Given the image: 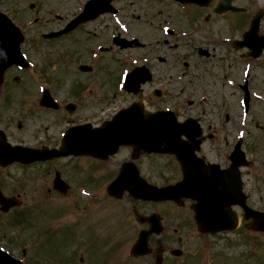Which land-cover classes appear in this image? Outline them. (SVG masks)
Returning <instances> with one entry per match:
<instances>
[{"label": "rangeland", "instance_id": "1", "mask_svg": "<svg viewBox=\"0 0 264 264\" xmlns=\"http://www.w3.org/2000/svg\"><path fill=\"white\" fill-rule=\"evenodd\" d=\"M21 1L27 2L16 7V0H2L12 7V11L18 17L26 19L34 15L40 17L41 21L33 26V29H36L43 27L41 26L44 24L43 19L47 21L48 17L54 18L50 22V27L56 24L61 26L81 8L85 0H62V5L61 0ZM49 1H54V7L51 8L54 9V14L39 11L43 6L47 8ZM247 1L254 2L252 10L264 6V0H242L241 3ZM33 2H35V6ZM42 2L47 3L43 4ZM131 9L136 13H141L144 21L148 24L147 32L142 38V41L148 44L147 47L119 50L118 47L113 46L109 52L99 51V45L112 46L110 39L112 32L107 42L105 38H98L100 33H106L108 26L109 28H118V25L109 17H103L99 22L84 27L88 34L80 35L77 44L79 59H73V62L62 66L66 71L59 69L51 73L50 70L52 63L58 62L56 59H51V55L53 57L57 53H61L62 48H65L63 42L60 41L51 45L40 42V45L43 44L40 50L37 47L32 49L27 43L25 47L29 50L27 55L33 64L31 66L35 64L38 69L40 65H46V72L50 73L51 77L60 78L62 86L57 91L59 101L71 100L73 90L78 86L77 91H79L81 85L82 87L83 84L86 85L83 98L80 101L81 109L77 114L79 119L90 120L94 124L101 123L121 107L141 97L146 104V111L173 108L181 119L186 116H202L205 120L207 133L214 132L216 134L213 139H207L205 148H211L215 138L223 139V141L226 139L229 148H231L234 140L243 136L247 143L245 146L255 149L257 153L260 152L263 157L260 155L258 157L262 161L264 159V141L260 132L264 131V53L260 58L252 59L229 43L226 39L227 36L233 39L240 37L242 33L241 28L238 29L230 17L214 24L212 22L213 33L217 34L218 29L220 30V34L216 37L213 36L215 34L210 36L208 25L203 24V17L198 18L201 22L196 23L197 29L186 25L182 16L174 14V11L180 13V9L169 0H137ZM170 9L172 14L168 16L167 12ZM160 11L168 21L167 25L171 29H175L177 37H166L167 33L164 32L166 25L160 23L162 20ZM34 21L33 18L32 22ZM245 29L244 27L243 31ZM38 32L41 31L38 29L35 33ZM260 32L264 33V22ZM180 33L184 34L180 35ZM36 37L38 40L40 39L39 35ZM71 41L72 39L68 40V43L70 44ZM199 48L204 51L202 53L209 52L210 55L203 56L201 53L200 55ZM242 50L245 51V49ZM81 62L85 64L82 66L91 68L81 71L83 73L79 72ZM144 63L154 70L153 82L144 86L140 96L126 93L121 86L125 73L132 67ZM36 73L39 78L31 80L27 72L25 74L11 70L7 75L8 80L16 79L18 86V93L10 95L11 99H21L23 103H26L25 106L29 105L32 109L34 105L36 107L40 91L44 87L42 85L45 84L42 75L34 69V75ZM248 73L251 76L252 102L250 112L246 115L241 100L243 93L239 84L244 82ZM225 76H227V83L224 80ZM106 78L110 81L107 85L94 86L98 79ZM9 86L10 88L14 87L13 83ZM157 87H162L165 90V95L161 98L154 97L152 94L154 88ZM15 89L17 91L16 87ZM192 101L193 104H190ZM0 104L3 102L0 101ZM18 109H20L19 105L12 104V110L4 116L5 120L13 122L17 117L15 113ZM46 118V115L39 117L37 122L42 123ZM258 119L263 121L258 122ZM225 123L227 124L226 136H221V125ZM236 125H238V132ZM257 125H260L263 131H260ZM9 126L10 131L13 132L16 123H10ZM35 129L38 130V126H35ZM125 156H127V150H123L112 162L117 163ZM77 162L75 157H71L69 161L54 159L52 164L12 165L0 170L3 174L0 187L4 193L20 196L21 200V205L15 210L13 209V212L4 214L0 211V243L3 242L2 245L8 247L12 255L27 260L28 264L34 261L38 264H54L50 261L57 259L58 262L55 264H58L67 260H62L61 256L71 257V253H73L76 264H82L79 260L80 247L76 246L80 244L84 249V264H156L155 255L145 258H130L132 241L137 231L142 228L134 217V209H138L143 214H149L150 210L156 209L163 216L166 228L160 235L153 236L155 239L152 240V246L154 252L158 246L165 247V256L168 258L165 260L166 264H211L212 262H215L214 264H264V232H256L247 228L248 221L244 220L242 216L244 211L240 207H235L241 220L239 228L216 234H202L199 233L195 225L193 209L188 200L181 204L173 201L140 202L129 195L115 200L101 191L96 194L99 201L94 203L95 205L92 204V201L87 200L85 195L84 200L77 201L75 196H63L52 186L56 170L65 169L62 173L63 177L69 176L76 179L75 166ZM156 164L164 166L161 170L169 172L171 178L175 176L174 161L170 155L164 154L157 159L148 157L147 166H157ZM254 169L258 170V173ZM243 173L244 191L249 196L248 205L264 211V167L252 166L243 170ZM168 180L169 178H167ZM150 182L162 185L165 183V179L156 176ZM107 184L108 182L102 186L105 188ZM76 203L90 209V212L84 213L83 224L77 222L78 207L75 209ZM31 207L34 209L30 217L37 216L35 219L26 220L20 226L19 223L11 226L13 218L19 215H14V212ZM81 207L80 209H82ZM35 220L39 222L38 225L34 224ZM9 223L10 226H8ZM66 226L71 228L61 229ZM53 227L57 232L52 234L51 240H48ZM35 231L37 232L33 236ZM20 235L22 238H19ZM38 239L39 243L36 245H42L39 250H35L39 254H35V256V251H31L30 243L32 240L35 242ZM59 247L62 254L58 252ZM177 247L184 251V255L172 258L169 252L170 248ZM195 253L196 255H194Z\"/></svg>", "mask_w": 264, "mask_h": 264}, {"label": "water", "instance_id": "2", "mask_svg": "<svg viewBox=\"0 0 264 264\" xmlns=\"http://www.w3.org/2000/svg\"><path fill=\"white\" fill-rule=\"evenodd\" d=\"M109 0H90L85 10L76 18L69 27L59 33L49 34L60 35L69 31L77 23L97 16L103 12ZM194 1L201 0H180ZM232 0H220L217 4L216 11L224 12L227 9L238 10L231 5ZM264 15V9L254 19L249 31L244 35V42L253 49V55L256 57L264 48V36L258 35L261 17ZM15 33V42L13 38L8 37L5 33ZM19 29L0 12V42H11L14 50L11 54L0 53V83L3 80L5 69L13 63H23L22 56L19 52V44L22 37ZM139 44L137 40L127 41L122 44L123 47L130 46L132 43ZM7 48V46H6ZM1 49V47H0ZM152 79L151 73L146 66L135 68L127 76L124 88L129 92L138 93L142 83ZM249 98L247 95L246 102ZM43 103L49 102V95L45 92L42 99ZM182 134H186L193 139L199 134L194 132V123L188 120L184 123H177L176 117L170 111L158 112L147 118L144 117L142 104L133 103L130 107L121 110L111 121L104 123L102 127L90 129V127H80L72 134L70 133L66 142L60 150L47 152L41 150H20L18 148L0 147V162L9 163L14 160L33 161L43 160L50 157L66 156L70 154H93L97 157H107L114 153L121 144H134L137 150L145 149L147 151H161L185 154L187 151L193 152L196 144L191 146L185 145L179 140ZM185 171L184 179L170 186L156 187L143 183L124 184L122 181L128 175L127 171L113 181L108 191L112 195L121 196L127 189L135 197L144 199L164 200L178 199L180 197H190L196 200L193 205L195 218L201 232L212 231L213 233L223 230H233L238 225V215L232 210V205L240 204L245 210V219L252 218L253 221L249 226L255 230L264 231V213L249 208L246 204V196L242 193L241 180L238 176L234 177L232 173H227L225 179L224 173L215 171L204 166L197 161H185L182 159ZM55 185L61 190H65V185L59 175L55 180ZM18 202L12 198L5 197L0 190L1 209L7 211L10 207L15 206ZM140 222L148 221L151 225L148 230H141L139 237L132 248V254L135 256L145 255L150 252L148 248V239L151 233H161L160 216L151 214L149 216L137 215ZM178 251L177 253H179ZM161 262V256L158 257ZM0 264H23L21 261L11 257L0 249Z\"/></svg>", "mask_w": 264, "mask_h": 264}, {"label": "flooded vegetation", "instance_id": "3", "mask_svg": "<svg viewBox=\"0 0 264 264\" xmlns=\"http://www.w3.org/2000/svg\"><path fill=\"white\" fill-rule=\"evenodd\" d=\"M135 1H137V0H116L113 2V6L116 8V11L103 13L93 20H90V21H87L86 23H82V24L78 25L74 30L70 31L69 33H67V34H65L59 38L50 39V40H42L41 38L38 40L36 36H38V35L41 36L44 33L46 28L48 29L46 32H50V31L59 30L61 28L66 27V25L70 22V20L73 17H75L83 9L84 4H82L81 8L79 10H77L76 13H73L69 19L64 21L61 24V26L56 24V25L50 27L51 26L50 22H52V20L54 18L48 17L47 21H45V19H43L44 24H41V26H43V27H39L36 29H33L34 28L33 26L36 25V23L38 21H41L40 17L34 18V20L36 22H29L28 18L26 19L23 17H18L12 11V7L10 5H8V3L2 2V0H0V10L7 13L11 17V19L17 25H19L21 27V29L23 30V32L25 34V39H24V42L22 43L21 47H22V50L24 52L29 53V50L25 47V45L27 43L30 45V47L32 49H36V47H37L38 50H40V48H41V46H43V44L51 45L57 41L63 42V45L65 48L61 49L62 50L61 51V59H60L61 61L59 60V57H60L58 55L59 53H57L53 57L51 55V59H56L58 61V63L52 64V67L50 68V69H54V71L56 72L59 69L65 70L62 66L66 65L69 62H73V59H76V60L79 59L77 44L79 42L80 35H84V33L86 35L88 34V32H86L84 30V27H86L87 25H90L94 22H97V21L99 22L103 17H109L112 21H114V23L116 25H118V28H116V27L109 28V26H108L107 32L106 33L105 32L100 33V37L98 36V38H101V39L108 38L111 32H112L111 38H113L117 34H120L122 37L128 38V39L135 38V37L142 38L143 36H145V34L147 32V25L148 24L144 21V18L142 17L141 13L140 14L136 13V11L131 9V6H133ZM19 3L20 2H18V1L15 2L16 7H18ZM60 3L62 5L61 1H60ZM83 3H85V2H83ZM253 3H254L253 1H251V2L247 1L246 3H243V5H241V6H243L244 8L247 9L244 12H239V13L228 12L225 14H218L214 11V5L212 3V0H210V4L208 6H205V7L196 6L193 4L182 5V7L192 9V11H191L192 14L191 15L188 14V17L190 19L195 20L197 18H200L201 15L203 14L204 20H205L206 24L208 25L209 34L211 36L212 34H215V33H213L212 22H213V24L216 22H219L220 18L227 16L228 14L232 15L233 23L235 24V26L238 29L241 28V30L243 31V28L247 25H250L251 20L254 17L255 12H253L254 10H252V8L254 6ZM53 4H54V1H49V3H47V5H48L47 13L54 14V9H51L54 7ZM170 14H172V13L169 12L168 15H170ZM236 14H238V16ZM48 27H50V28H48ZM38 29L41 32H38L36 34L35 32ZM170 36H175V32L173 30L170 32ZM71 39H72V41L69 44L68 40H71ZM40 42H43V44L40 45L39 44ZM103 47L109 48L106 50V51H108L111 49L112 46L111 45H109V46L105 45ZM208 54H209V52H207V56H208ZM242 54H243V51H242ZM249 54H250V51H249ZM27 57H28V60L30 61L31 60L30 57L28 55H27ZM61 63H62V65H61ZM59 66H61V67H59ZM44 68H45V70H47L46 65L44 66ZM79 69H80V70H78L79 72L83 71L82 62L80 63ZM11 70H16L18 72L26 74V72L23 71V69H20V67L12 66L6 71L5 79L2 83V85H0V101H1V103L3 102V104H0V118L2 119L0 121V129H1L0 130V147H9L10 145H12V146H24L27 148H38V149H44V148L45 149H57V148L59 149V148H61L62 140L65 136V133L67 132V130L70 127L78 126V125L85 124V123H90L93 126H100L101 124H103L105 121L109 120V118H111L113 116L112 115V116L102 120L101 123H95V124L90 120H84V119L82 120V119L77 118V114L81 109L80 108V101L83 98L84 84H83V87H82V85L80 86L79 91H77L78 86L73 90V92H72L73 98H71V100L59 101L57 91L59 88H61L62 81L57 76L56 77L55 76L54 77H46L45 82L49 86L52 95L59 102L58 106H56V107H44L41 105L39 98H38V101L36 102V107L34 105L33 109L29 105L25 106L26 103H23L21 101V99L12 100L10 97V95L18 93V86H17V82L15 81L16 79H14V80L9 79L8 80V78H7V75ZM81 73H83V72H81ZM28 75H29L28 77L30 78V80L34 77V67L31 69V72H29ZM250 77L251 76L248 75L246 78V80H248L249 88L251 87ZM17 78H18V76H17ZM225 82H226V80H225ZM12 83H13L14 87L10 88L9 85H11ZM15 87L17 88V91H16ZM141 99L143 100V98H141ZM251 102H252V97H251ZM69 103L74 104L72 111L68 110L67 105ZM12 104L13 105L15 104L17 106L19 105L20 109H18L17 113H15V115H17V117L14 118V121L8 122L9 120H5L4 116H6V113H8L10 110H12ZM152 111H155V110H152ZM42 114H45L47 116V118L44 119L42 121V123L37 122L39 117L45 116ZM176 115H177L178 119L181 121L190 117V116H186L184 119H181L178 114H176ZM74 116H76V117H74ZM193 117H196V116H193ZM197 118H198L199 124L202 126V135L199 138L201 141H200L199 149L196 153V157L201 159L202 161H204L205 164L215 165V167L217 169H221V170L229 169L231 164H232V152H233V149L235 147V144L239 140H241L242 149L245 151L246 157H247L248 162H249L248 167L241 168L242 176L244 177L243 170H246L249 167H252V166L255 167V165H260L261 167H264V159L261 161L258 157V155L262 156L261 153L260 152L257 153V151L255 149H253L249 146H245L246 144H245L244 137L236 138L234 140L231 148H229L226 139L223 141V139L217 140L216 138L214 139L213 146L211 148H205V143H206L207 139H209V140L213 139L214 136H216V134L214 132H208L207 133V130H205L204 118L203 117H197ZM10 123H16V126L14 128L15 132L10 131V126H9ZM35 126H38V130L35 129ZM257 126L259 127V130H261V126L260 125H257ZM236 129L238 132L239 131L238 125H236ZM220 130H221L220 131L221 136H226L227 124L226 123L224 125L222 124ZM26 133H28V134H26ZM21 134H23V135H21ZM123 150H127V156L123 157L119 162L113 163L112 161L115 160V158L118 157L123 152ZM132 153H133V147L123 146L119 149L117 154L109 157L106 160L98 159V158H95V157L90 156V155H80L77 157L76 156H70V157H66V158H60V159H65V160L69 161V159L71 157H75L78 160V162L76 163V166H75L76 171H77V173L75 174L76 179L70 178L69 176L63 177L62 173L65 171V169H61V171H60L61 176L69 184V187H68V190L66 192L60 193V194L63 196H69V195L73 196V197L75 196L77 201L84 200L85 199L84 195H85L87 200L92 201V204L95 205L94 203H96L98 200L96 197V194H99L100 181L102 183L111 182L118 175V173L121 171L123 164L127 161L132 160ZM161 156H163V155H159L157 153H150L149 154V153L141 152L138 155L137 159L134 161L138 170H139V174L142 177L146 178L147 180H151L152 178L159 176V178L165 179L164 184L176 183L177 181H179L183 177V170L181 167V162L179 161L177 156L170 155L174 161V167H175V176L173 178L170 177L169 172L161 170V168H164V166H161L158 164H156L157 166H147L148 157H151L153 159H157V158H160ZM53 160L54 159L47 160L44 162L39 161L37 163H33V165L34 164H43V165L52 164ZM71 162H73V161H71ZM12 165L32 166V165H24L20 162H15L9 166H12ZM146 167H147V169H146ZM0 168H7V167H2L0 165ZM63 168H65V167H63ZM254 170L258 173V170H256V169H254ZM2 177L3 176H0V184L2 181L1 180ZM167 178H169L168 181H167ZM84 192H86V193H84ZM9 196H11V195H9ZM17 197L20 199V196H17ZM186 200L187 199L183 200L182 203L185 202ZM189 202H191V204L194 203L192 201V199H189ZM77 207H78V209H77ZM80 207H81V204L76 203L75 209H77V212H76L77 216H78L77 222H79L80 224H83V222L85 221V220H83V217L85 216L84 213L88 212V211L90 212V209L86 208V207L84 208L83 205L81 207L82 209H80ZM191 207H192V205H191ZM69 210H73V209H69ZM32 211L33 210H31L30 213H32ZM153 211H158V210H156V209L150 210V212H153ZM36 212H38V211H36ZM65 212H66V209H65ZM162 218H163V216H162ZM86 223H87V221H86ZM163 223H164V219H163ZM164 226H166V225H164ZM141 227L145 228V227H148V225L143 224V225H141ZM63 228L70 229L71 227L68 228V226H66ZM136 235H137V233H136ZM136 237L137 236H135V238ZM154 239L155 238L153 237V235L149 239V243H150L152 250H153L152 242L154 241ZM77 247H80L79 251H81V256H80L79 260H80V262H82V264H84V249L80 246V244H78ZM161 247H163V254L165 255V247L164 246H158L156 249L158 250ZM88 250H89V248H88ZM171 251H172V248H170L169 252H170L171 257L175 258L171 254ZM89 252H90V250H89ZM156 254H157V251L154 252V250H153V255L156 256ZM90 255H91V253H90ZM65 258L67 260H75V256L73 253H71V257H65ZM91 260H92V258H91ZM165 260H168V258H166V256H165ZM67 263H71V262H64L63 264H67ZM90 264H93V263H90Z\"/></svg>", "mask_w": 264, "mask_h": 264}]
</instances>
